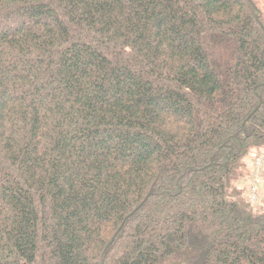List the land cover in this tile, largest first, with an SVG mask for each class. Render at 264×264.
Segmentation results:
<instances>
[{"label": "trees", "instance_id": "trees-1", "mask_svg": "<svg viewBox=\"0 0 264 264\" xmlns=\"http://www.w3.org/2000/svg\"><path fill=\"white\" fill-rule=\"evenodd\" d=\"M263 148L253 0H0V264H264Z\"/></svg>", "mask_w": 264, "mask_h": 264}, {"label": "built area", "instance_id": "built-area-1", "mask_svg": "<svg viewBox=\"0 0 264 264\" xmlns=\"http://www.w3.org/2000/svg\"><path fill=\"white\" fill-rule=\"evenodd\" d=\"M249 165L241 195L252 207L264 208V148L249 157Z\"/></svg>", "mask_w": 264, "mask_h": 264}, {"label": "rangeland", "instance_id": "rangeland-1", "mask_svg": "<svg viewBox=\"0 0 264 264\" xmlns=\"http://www.w3.org/2000/svg\"><path fill=\"white\" fill-rule=\"evenodd\" d=\"M262 14H264V0H253ZM244 178L243 176L240 179ZM246 179V178H245ZM242 179V180H245Z\"/></svg>", "mask_w": 264, "mask_h": 264}]
</instances>
